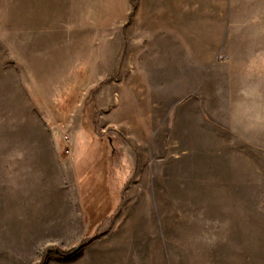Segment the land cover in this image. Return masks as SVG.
Instances as JSON below:
<instances>
[{"label":"rangeland","instance_id":"rangeland-1","mask_svg":"<svg viewBox=\"0 0 264 264\" xmlns=\"http://www.w3.org/2000/svg\"><path fill=\"white\" fill-rule=\"evenodd\" d=\"M139 4L0 0V264H264V136L238 152L202 95L235 27L166 41Z\"/></svg>","mask_w":264,"mask_h":264},{"label":"crops","instance_id":"crops-1","mask_svg":"<svg viewBox=\"0 0 264 264\" xmlns=\"http://www.w3.org/2000/svg\"><path fill=\"white\" fill-rule=\"evenodd\" d=\"M137 17L155 25L166 41L177 38L179 26H208L206 32L214 41L223 39L222 26L235 27L233 59L203 68L202 95L206 103L211 102L219 84V121L234 129L238 152H259L264 136V48L253 47L252 42L264 40V0H140ZM187 72L179 75V66L171 62L156 77L155 86L163 84L169 97L178 102L180 96L185 98L200 88Z\"/></svg>","mask_w":264,"mask_h":264},{"label":"bare ground","instance_id":"bare-ground-1","mask_svg":"<svg viewBox=\"0 0 264 264\" xmlns=\"http://www.w3.org/2000/svg\"><path fill=\"white\" fill-rule=\"evenodd\" d=\"M142 87H143V88H142V91H144L145 88H147L146 86H142ZM144 94H145V93H144ZM156 98H157V97H156ZM144 109H147V108L144 107L143 110H144ZM144 111H145V110H144ZM150 111H151V110H150ZM141 127H142V126H141Z\"/></svg>","mask_w":264,"mask_h":264},{"label":"built area","instance_id":"built-area-1","mask_svg":"<svg viewBox=\"0 0 264 264\" xmlns=\"http://www.w3.org/2000/svg\"><path fill=\"white\" fill-rule=\"evenodd\" d=\"M68 137L65 138V140L67 141ZM67 147H69L68 145H66ZM66 152L67 153H70V150L69 149H66Z\"/></svg>","mask_w":264,"mask_h":264}]
</instances>
